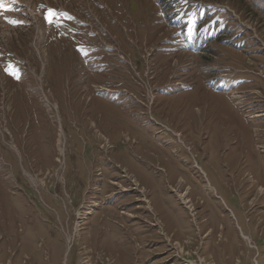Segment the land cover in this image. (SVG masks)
Listing matches in <instances>:
<instances>
[{"label":"rangeland","instance_id":"obj_1","mask_svg":"<svg viewBox=\"0 0 264 264\" xmlns=\"http://www.w3.org/2000/svg\"><path fill=\"white\" fill-rule=\"evenodd\" d=\"M12 1L0 264H264V0Z\"/></svg>","mask_w":264,"mask_h":264},{"label":"bare ground","instance_id":"obj_2","mask_svg":"<svg viewBox=\"0 0 264 264\" xmlns=\"http://www.w3.org/2000/svg\"><path fill=\"white\" fill-rule=\"evenodd\" d=\"M7 0H0V3H2V4H5V2H6ZM12 1V0H11ZM17 1V0H16ZM24 6H27L26 8H27V10L28 11H30V13L31 14H33L34 15V12H36L37 11V5L35 6V4H34V1L35 0H19ZM10 2V1H9ZM13 2V1H12ZM15 4V3H14ZM9 5V4H8ZM18 5V4H17ZM11 7V6H10ZM5 8V7H4ZM7 8V7H6ZM24 8V7H23ZM27 10H26V12H27ZM36 15V14H35ZM10 25V24H9ZM8 24H4L1 20H0V30L2 31V33L4 34V35H6V33H8V35H7V37L8 38H12V33L14 32V31H16V29H14L13 27H11V26H9ZM41 30V29H40ZM8 40V39H7ZM14 41V40H13ZM135 181L137 182V184L139 183L138 182V180L135 178ZM139 185V184H138ZM177 193H179V197L180 198H182L183 200H184V202L187 204V205H190L191 207H192V204H190L191 203V200H189V199H187V196H186V194H184V193H181L180 191H178ZM189 206V207H190ZM190 207V208H191ZM193 208V207H192ZM93 210V208L92 207H90V210L86 213V215L88 214V213H90L91 211ZM248 239V238H247Z\"/></svg>","mask_w":264,"mask_h":264},{"label":"snow or ice","instance_id":"obj_3","mask_svg":"<svg viewBox=\"0 0 264 264\" xmlns=\"http://www.w3.org/2000/svg\"><path fill=\"white\" fill-rule=\"evenodd\" d=\"M3 7H4V5L2 3H0V8H3ZM55 15H56V13L50 11L49 23L54 22L53 18ZM10 23H18V22L17 21H10ZM9 72L11 75L17 76V78H18L17 71L14 68H11V66H10Z\"/></svg>","mask_w":264,"mask_h":264}]
</instances>
